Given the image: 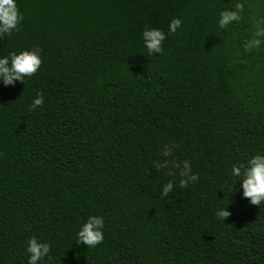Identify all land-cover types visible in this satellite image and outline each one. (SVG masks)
Instances as JSON below:
<instances>
[{"label":"trees","instance_id":"trees-1","mask_svg":"<svg viewBox=\"0 0 264 264\" xmlns=\"http://www.w3.org/2000/svg\"><path fill=\"white\" fill-rule=\"evenodd\" d=\"M16 5L0 56L38 48L42 63L0 84V264H27L32 236L51 246L42 264H264V204L231 175L264 154V44L243 48L264 0ZM146 28L165 33L163 54H147ZM90 215L105 222L95 248L76 242Z\"/></svg>","mask_w":264,"mask_h":264},{"label":"clouds","instance_id":"clouds-1","mask_svg":"<svg viewBox=\"0 0 264 264\" xmlns=\"http://www.w3.org/2000/svg\"><path fill=\"white\" fill-rule=\"evenodd\" d=\"M244 11V5L237 3L235 10H225L220 13L218 25L221 29H227L228 25L239 22L241 20V13ZM23 20L17 8L16 0H0V37L9 36L14 31L18 30L20 22ZM182 21L180 19H173L168 25V33L172 34L181 27ZM264 21H258L256 30L253 36L247 40L244 45V52L249 53L254 49L259 48L264 44ZM166 39L163 31L154 28H146L142 32L143 45L149 56L153 53L163 54L161 44ZM42 60L40 58V49L34 48L32 50H22L19 53L9 52L6 56H0V84L5 86L12 84L13 81L24 83L26 79H30L37 73ZM43 94L37 93L32 101L31 108H36L43 103ZM189 171L187 163H185L186 175ZM231 175L235 178L232 192L239 189L235 185L239 183L243 190L242 195L247 198L251 205L259 206L264 204V154L257 153L249 157L246 163L234 164L231 168ZM190 181H196L195 174L188 178ZM172 183L166 184L161 192V195L166 196ZM180 186H186V181L181 180ZM224 194L221 192V199ZM226 207H220L216 211V218L219 221L224 220L229 213L225 211ZM105 228L104 218L102 216H88L82 223L76 234V242L82 243L87 248H95L97 245L103 243ZM50 245L47 242H41L37 237L32 236L27 242L26 252L28 254L27 264H42L45 257H48L50 252Z\"/></svg>","mask_w":264,"mask_h":264}]
</instances>
